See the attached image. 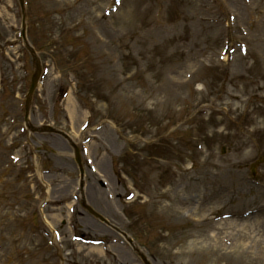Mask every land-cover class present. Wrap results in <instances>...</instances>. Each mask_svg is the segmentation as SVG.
<instances>
[{"label":"rangeland","instance_id":"obj_1","mask_svg":"<svg viewBox=\"0 0 264 264\" xmlns=\"http://www.w3.org/2000/svg\"><path fill=\"white\" fill-rule=\"evenodd\" d=\"M25 3L44 71L27 122L79 148L90 140L86 179L98 180L85 157L115 191L109 207L141 224L153 264H264V0ZM20 29L17 1L0 0V264H122L69 241L99 238V226L73 203L79 173L69 144L25 129L36 69ZM114 174L131 203L117 200ZM66 198L70 215L54 208ZM161 227L165 242H148ZM52 230L61 235L54 248Z\"/></svg>","mask_w":264,"mask_h":264},{"label":"bare ground","instance_id":"obj_2","mask_svg":"<svg viewBox=\"0 0 264 264\" xmlns=\"http://www.w3.org/2000/svg\"><path fill=\"white\" fill-rule=\"evenodd\" d=\"M67 112H68L69 116H71V118H74V116H75V107H74V105L72 104V102H70V101H69V106L67 107ZM181 178H183L182 175L178 176L173 182L170 181V182L168 183V185H167L168 188L164 190V194L168 196L169 191H171L170 188H171V186L173 185V183H176V182L179 181ZM208 180H209V179H208ZM201 181H202L203 183H205V182H207V179L202 178ZM201 181H200V182H201ZM163 209L166 210V211H168V212H172V211H174L176 208H175V205L173 204V202L169 201L168 204H166V205L163 207ZM254 218H255V217H254ZM233 223H234V221H230V222H226L224 225H221V226H222L223 229H224L225 227H230V226H232ZM242 231H243V232H242ZM244 231H245V232H244ZM248 231H249V228L244 227V225H241V232H242V236H241V238H242V239H249V238H248L249 236H248V234H247ZM212 241H213V240H212Z\"/></svg>","mask_w":264,"mask_h":264},{"label":"water","instance_id":"obj_3","mask_svg":"<svg viewBox=\"0 0 264 264\" xmlns=\"http://www.w3.org/2000/svg\"><path fill=\"white\" fill-rule=\"evenodd\" d=\"M35 86V82L33 81V86H32V89H33V87Z\"/></svg>","mask_w":264,"mask_h":264}]
</instances>
